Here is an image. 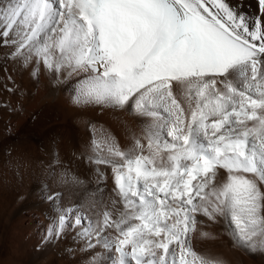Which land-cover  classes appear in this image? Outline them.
I'll return each instance as SVG.
<instances>
[{
    "label": "snow or ice",
    "instance_id": "obj_1",
    "mask_svg": "<svg viewBox=\"0 0 264 264\" xmlns=\"http://www.w3.org/2000/svg\"><path fill=\"white\" fill-rule=\"evenodd\" d=\"M259 8L249 16L227 0L0 7V37L16 45L14 56L27 50L49 71L87 74L77 102L134 101L153 118L149 155L139 139L126 151L110 134L94 141L106 147L96 162L112 167L123 210L104 211L83 235L89 248L95 236L114 249L111 264H225L193 247L196 233L209 236L200 217L222 218L235 246L264 254V0ZM63 225L61 217L50 234Z\"/></svg>",
    "mask_w": 264,
    "mask_h": 264
},
{
    "label": "bare ground",
    "instance_id": "obj_2",
    "mask_svg": "<svg viewBox=\"0 0 264 264\" xmlns=\"http://www.w3.org/2000/svg\"><path fill=\"white\" fill-rule=\"evenodd\" d=\"M9 2L0 0V7ZM227 2L249 16L262 14L259 0ZM4 39L0 37V264H111L114 249L97 243L95 236L89 248L83 235L96 227L104 211L115 216L123 210L113 191L112 167L96 162L108 157L106 147L97 151L94 141L110 134L126 151L139 139L143 155H149L146 131L153 118L138 114L134 101L123 108L77 102L87 74L49 71L27 50L14 56L16 45ZM61 217L60 234H50ZM200 219L209 236L196 233V251L225 264H264V254L235 246L222 218L215 223ZM105 235L114 232L108 229Z\"/></svg>",
    "mask_w": 264,
    "mask_h": 264
}]
</instances>
